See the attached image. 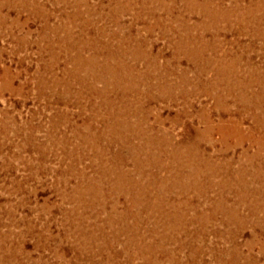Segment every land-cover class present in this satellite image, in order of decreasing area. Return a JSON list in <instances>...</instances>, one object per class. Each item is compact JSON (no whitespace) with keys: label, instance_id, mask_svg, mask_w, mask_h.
Instances as JSON below:
<instances>
[{"label":"rangeland","instance_id":"obj_1","mask_svg":"<svg viewBox=\"0 0 264 264\" xmlns=\"http://www.w3.org/2000/svg\"><path fill=\"white\" fill-rule=\"evenodd\" d=\"M205 1L0 0V264H264V205L252 202L251 197L245 204L239 203L238 194L226 188L223 189L226 200L219 202L217 186L204 189L206 193L198 192L199 185L208 182L202 172L190 176L195 185L185 192L179 186L166 185L169 189L158 194L161 183L173 185L187 181L189 176L169 173L166 168L171 157L165 155L156 160L141 155V172L136 171L132 160L111 157L120 141L98 138L104 126L101 119L107 116L105 106L100 105L106 99L115 110L120 109V104L126 103L122 91L110 88L105 96L99 95L94 87L101 89L103 83L83 71L77 77L74 74L76 49H84V56L88 57L91 54L88 48L101 47L105 42L118 47L121 38L141 41L139 51L143 55L125 58L136 73L144 69L152 71L170 61L175 69L170 75L172 80L177 81L181 71L194 80L197 67L207 58L220 56L226 63L233 62V67L239 69L236 78L247 86L245 98L252 101L258 96L259 108L244 109L234 100L236 91L226 98L225 106L229 103L226 107L217 109L216 99L200 90L176 102L143 97L144 101L137 105L143 106L147 114L150 111L144 125L153 129L147 134L155 135L157 130L168 133L164 144L169 143V135L175 143L193 141L196 131L205 129L202 114L206 113L214 129L207 135V141L198 142L200 149L210 153L213 162L222 165L225 159H231L229 167L238 166L245 149L253 153L264 145V0H208L209 9L196 6ZM241 16L244 22L238 21ZM177 17L183 19L180 23H185L188 31L192 30L193 40L203 34L204 40L217 50L207 48L201 56L194 49L202 43L195 42L181 52L175 51L176 31L181 29ZM175 52L177 58L171 57ZM187 52L193 53L191 57L187 58ZM244 72L250 73L246 76ZM214 77L213 70H208L197 79L212 81ZM155 90L150 91L154 96ZM130 98L133 100L134 96ZM137 105L132 103V113H136ZM255 115L260 116V122L254 120ZM229 116L245 136L242 146L235 145L237 131H230L226 135L231 137L225 140L214 126L220 118L226 120ZM132 142L140 141L132 139ZM225 146L229 147L222 157ZM146 149L150 156L158 151L153 145ZM261 155L264 162V147ZM120 169L132 181L134 178V185L125 183L126 187L116 193L110 186L117 180ZM248 174L244 179L250 182ZM152 175L153 184L149 183ZM226 177L225 173H218L210 180L218 182ZM136 193L142 201L133 204L130 197ZM160 195L164 199L162 209L157 206ZM155 199L156 207L150 204ZM215 200L219 206L214 204ZM160 237L165 240L163 246L169 249V254L168 250L161 252L157 248Z\"/></svg>","mask_w":264,"mask_h":264},{"label":"bare ground","instance_id":"obj_2","mask_svg":"<svg viewBox=\"0 0 264 264\" xmlns=\"http://www.w3.org/2000/svg\"><path fill=\"white\" fill-rule=\"evenodd\" d=\"M150 1V0H149ZM192 0H190L191 2ZM123 2V0H122ZM183 2V0H182ZM195 2V0H194ZM197 2V0H196ZM202 2V0H201ZM125 3V2H124ZM162 3V2H161ZM165 3V2H164ZM208 0L200 3L199 5H196L197 7H201L204 9H209V4H208ZM215 3V2H214ZM226 3V2H225ZM116 4V3H115ZM122 4V3H121ZM128 4V2H127ZM173 4V3H172ZM182 4V3H181ZM187 4V3H186ZM194 4V3H193ZM261 4V3H260ZM131 5V4H130ZM160 6V4H158ZM171 5V4H170ZM229 5V4H228ZM263 5V4H262ZM26 6V5H25ZM77 6V5H76ZM117 6H119L117 4ZM116 6V7H117ZM158 6V7H159ZM193 6V5H191ZM194 7V6H193ZM263 7V6H262ZM114 8V6H113ZM160 8V7H159ZM165 8V7H164ZM188 8V7H187ZM192 8V7H191ZM224 8V7H223ZM248 8V7H247ZM258 8V7H257ZM126 9V8H125ZM170 9V8H169ZM172 9V8H171ZM203 9V10H204ZM254 9V8H253ZM40 10V9H39ZM119 10V9H118ZM178 10V9H177ZM181 10V9H180ZM185 10V9H183ZM202 10V9H201ZM200 10V11H201ZM202 10V11H203ZM262 10V9H261ZM264 10V9H263ZM123 11V10H122ZM188 11V10H187ZM186 11V12H187ZM199 11V9H198ZM211 11V10H210ZM209 11V12H210ZM112 12V11H111ZM119 12V11H118ZM169 12V11H168ZM185 12V11H184ZM196 12V10H195ZM117 13V12H115ZM182 13V12H181ZM211 13V12H210ZM213 13V11H212ZM217 13V12H216ZM250 13V12H249ZM118 14V13H117ZM188 14V13H187ZM222 14V13H221ZM119 15V14H118ZM179 15V14H178ZM183 15V14H182ZM117 16V15H116ZM211 16V15H210ZM250 16V15H249ZM183 17V16H182ZM184 18V17H183ZM174 20V19H173ZM175 20L182 22L183 23V19L181 17H177L175 18ZM174 20V21H175ZM73 21V20H72ZM238 21H245L244 18L241 16L240 18H238ZM205 22V21H204ZM180 23V30L176 31L177 33V39L174 42V46L177 50V52H181L183 47H188L191 44H194L195 42L198 43H202L199 44V46L194 49L197 53H199L201 56L202 54H205V51L207 50V48H210L213 51H216V46L214 45H210L208 44V42H206L204 40V35L202 34L201 36L199 35V38H196L197 40H193L192 38V34H190V32L192 31H188L189 29L184 25ZM199 23V22H197ZM203 23V22H202ZM64 25V24H63ZM200 25V24H199ZM204 25V24H203ZM206 25V24H205ZM240 25V24H238ZM119 26V25H118ZM197 26V25H194ZM208 26V25H207ZM213 26V25H212ZM22 27V26H20ZM177 27V25H176ZM179 27V26H178ZM200 27V26H199ZM94 28V27H93ZM210 28V27H209ZM97 29V28H96ZM176 29V28H175ZM196 29V28H195ZM206 29V28H205ZM170 30V29H169ZM173 31V28L171 29ZM194 30V29H193ZM95 31V30H94ZM216 31V29H215ZM244 31V30H243ZM259 31V30H258ZM43 32V31H42ZM103 32V31H102ZM208 32V31H207ZM87 33V32H86ZM101 33V32H100ZM195 33V32H194ZM255 33V32H254ZM89 34V33H88ZM96 34V33H95ZM93 34V35H95ZM98 34V33H97ZM262 34V33H261ZM71 35V34H70ZM100 35V34H99ZM114 35V33H113ZM112 35V37H113ZM189 35V36H188ZM75 36V35H74ZM73 36V37H74ZM176 36V35H175ZM92 37V36H90ZM110 37V36H109ZM119 37V36H118ZM137 37V36H136ZM190 37V38H189ZM192 37V38H191ZM50 38V37H49ZM78 38V37H77ZM83 38V37H82ZM86 38V37H85ZM94 38V37H93ZM115 38V37H114ZM264 38V37H262ZM68 39V38H67ZM75 39V38H74ZM79 39V38H78ZM96 39V38H95ZM104 39V38H103ZM64 39H62L63 41ZM72 40V39H71ZM90 40V39H89ZM92 40V39H91ZM117 40V39H116ZM70 41V40H69ZM74 41V40H73ZM211 41V40H210ZM72 42V41H71ZM76 42V41H75ZM102 42V41H101ZM110 42V41H109ZM69 43V42H68ZM99 43V42H98ZM212 43V42H211ZM85 44V43H83ZM88 45V44H87ZM102 45V44H101ZM142 45L141 41L136 39V40H122L118 39V47H112L111 43L110 44H105L101 47H98V45L94 46L93 48H88L89 50H91V54H89L88 57L84 56V49H76V53L73 54L74 57V61L76 64V68H74V74L77 75H81L79 74L81 71H83V73H86V75L89 76L92 75L96 81H99L101 83H103V86L101 89H97L96 87H94V91L96 93H98L99 95H103L105 96V93H107L106 91L109 90L111 88L112 91H122V96L125 99L126 103H121L120 104V109L115 110L114 105L111 104L109 101H107L106 99H103L102 104L100 105V107L105 106L106 108V114L107 116L104 117L103 119H101L103 126V129L100 130V134L98 138H104V139H108L109 141H114V139L120 141L119 144H116L117 149L116 151H113L112 153H110L111 151V146H107V152L111 154V157L113 158H118L119 161L124 160V159H130L133 161L136 171L137 172H141L142 171V157L146 158L149 157L151 159H158L157 157H161V155H165V156H169L171 157L170 160V164H169V173L174 172V174L177 175H181V173H186V175L189 176V179L185 182H181V183H177L174 182L173 185L165 182V183H161L160 186L158 187V194L159 193H164L166 192V189L169 188H175L177 186L181 187L182 192H185V190H187L189 187L194 186L195 182L191 181L190 176L193 175H199L201 172L202 174L206 175V177L208 178V182L206 185H199L200 190H198V192L202 193L205 190L204 189H212L214 186H217L219 188V197L220 200L219 202L224 201L225 197L223 195L224 192V188L228 189L229 191L238 194L237 196V201L239 203H246V199H248V197L252 198V202L256 203L257 205H264V162L262 161V155H261V151L262 148L264 147V145H259V150L253 152V153H249L247 149H245L241 156L238 159V166L236 167H229L231 166V159H225L224 163L221 165L220 163L217 162H213V156H211L210 153H207L204 151V149H200V145L198 144V142H202L204 140H206L207 135L212 132L213 125H212V120L209 119V116L207 117V114H202V119L205 121L206 125H205V129L203 130H197L196 131V135L195 137L192 139L193 141L190 142H183V143H175L174 141H172L171 139V135H169V143H163V139L164 137L168 134V133H164L161 130H157V132H155V135L153 134H147L148 131H150L149 129H153L151 127V125H147L145 126L144 124L146 123L147 117L149 116V112L148 114L144 112V108H142L141 106L137 105V104H141L142 101H144L143 97H145L147 100H151V99H158V98H163L164 100H167L168 102H176L179 98H184L186 96H188V94H194L196 93L198 90H200L202 93L208 94L213 96L215 99V104L217 109L218 108H224L225 106V102H226V98L228 97V95L231 96V94L233 92H238V95L234 98V100L236 102H238L239 104H241L244 109H246L248 106L250 107H254V108H259L260 106L259 104V97H255L252 101H249L248 99L245 98L244 96V91H245V87L242 85V81L243 80H238L236 77L238 75V68L237 67H233V62L230 63H226V59L222 58V57H215L213 58H207L206 61H204V64H200L197 67L196 70V75L197 78L199 76H203L208 70H213L215 77L213 78L214 80L212 81H208V80H199V79H194V80H190L188 79L187 75L184 73V71H181L182 73L177 77V81L176 80H172L170 78V75H173L174 72V68L171 67L170 61H168L167 65H163L159 67L157 66V68H153L152 71L151 70H146V71H139V73H136V70L134 68L133 65H129L125 62V58L127 56H131L133 58L138 57V55L142 54L139 51V46ZM172 45V44H171ZM177 45V46H176ZM71 46V45H70ZM77 46V45H75ZM90 46V45H89ZM88 47V46H87ZM91 47V46H90ZM69 48V46H68ZM85 49L86 46H84ZM143 48V47H142ZM71 49V48H70ZM74 49V48H73ZM145 49V48H144ZM56 50V49H55ZM69 50V49H68ZM141 50V49H140ZM191 50V49H190ZM74 51V50H73ZM142 51V50H141ZM149 51V50H148ZM184 51V50H183ZM188 51V50H187ZM193 51V53L195 52ZM209 51V50H208ZM150 53V52H149ZM184 53V52H183ZM193 53H188L187 52V58L191 54ZM54 54V53H53ZM154 54V53H153ZM179 54V53H178ZM87 55V54H86ZM143 55V54H142ZM146 55V54H145ZM195 55V54H194ZM198 55V54H197ZM214 55V54H213ZM216 55V54H215ZM214 55V56H215ZM225 55V54H224ZM54 56V55H53ZM200 56V57H201ZM209 56V55H208ZM150 57V56H148ZM155 57V56H154ZM171 57L177 58V53H173ZM183 57V54H182ZM130 58V57H129ZM132 58V59H133ZM140 58V57H139ZM184 58V57H183ZM194 58V57H192ZM227 58V57H226ZM128 59V58H127ZM145 59H147L145 57ZM155 59V58H154ZM247 59V58H246ZM141 60V59H140ZM178 60V59H176ZM190 60V58H189ZM196 60V59H195ZM198 60V59H197ZM202 60V59H201ZM205 60V59H204ZM235 60V59H234ZM156 61V60H155ZM138 62V61H137ZM143 62V61H142ZM149 62V61H148ZM196 62V61H195ZM135 63V62H134ZM133 64V63H132ZM147 64V61H146ZM152 64V63H151ZM195 64V63H194ZM67 66V65H66ZM136 66V64H135ZM155 66V65H154ZM150 67V66H149ZM137 68V67H136ZM238 69V70H237ZM69 71V70H68ZM49 72V71H48ZM254 72V71H253ZM250 73V72H249ZM249 73L244 72V75L248 76ZM213 74V73H212ZM85 75V74H84ZM241 76V75H240ZM243 76V75H242ZM81 77V76H80ZM79 77V78H80ZM149 77H151L153 80L149 79ZM233 77H235V80H233ZM244 77V76H243ZM253 77V76H252ZM251 77V78H252ZM45 79V78H44ZM81 80L82 77L80 78ZM192 79V78H191ZM242 79V78H241ZM245 79V78H243ZM253 79V78H252ZM258 79V78H257ZM74 80V79H73ZM249 80V79H248ZM260 80V79H259ZM95 81V82H96ZM146 81V82H145ZM208 81V82H207ZM56 82V81H55ZM149 82V83H148ZM246 82V81H245ZM255 82V81H254ZM249 83V82H248ZM85 84V81H84ZM95 84V83H94ZM148 84V85H147ZM191 84V85H190ZM244 84V82H243ZM186 85H190L189 89L186 88ZM222 85V86H221ZM248 85V84H247ZM88 86V84L86 85ZM82 87V86H81ZM72 88V87H71ZM87 88V87H85ZM252 88V87H251ZM155 90L156 94L155 96L150 93L151 90ZM88 90V89H87ZM92 90V89H91ZM248 90V89H247ZM222 92V93H219ZM200 93V92H199ZM259 95L260 93L257 92ZM111 94V93H110ZM108 94V95H110ZM121 94V93H120ZM247 94V93H246ZM113 96V95H112ZM115 96V95H114ZM130 96H134V99L132 100L130 98ZM250 96V95H249ZM255 96V95H254ZM231 97V98H232ZM252 97V96H251ZM104 98V97H103ZM102 100V99H101ZM110 100V99H109ZM117 100V99H116ZM121 100V98H120ZM183 100V99H181ZM248 100V101H247ZM251 100V98H250ZM166 101V102H167ZM113 102V101H112ZM135 103L136 108H134L136 110V113L138 112V116L135 112H131L132 109V103ZM185 105L187 104V102H184ZM227 103V102H226ZM144 104V103H143ZM229 104V103H228ZM227 104V105H228ZM116 105V104H115ZM226 105V106H227ZM225 106V107H226ZM134 107V106H133ZM235 107V106H234ZM131 108V109H130ZM253 109V108H252ZM185 110V109H184ZM248 110V109H247ZM250 110V109H249ZM146 111V110H145ZM148 111V110H147ZM228 111V110H227ZM159 112V111H158ZM204 113V112H203ZM151 114V113H150ZM181 114H183L181 112ZM244 114V113H243ZM264 114V113H263ZM178 115V114H177ZM264 116V115H263ZM178 117V116H176ZM260 117V116H259ZM259 117L257 115H255V119L258 122H260L258 119ZM160 118V117H158ZM158 118H155V121H157L158 123L162 122L160 121ZM177 121V119L173 118V121ZM232 120L231 117L229 116V119H222L220 118L217 122V124H214V126L216 125L219 130L223 133V137L225 140L227 138L226 135L228 134L230 131L232 133L233 130L237 131V135L238 138L236 140L235 145L236 146H242L243 144V140L245 137L243 135V133L240 131V129H238L239 125H233L232 124ZM172 121V122H173ZM53 122V121H52ZM235 122V121H234ZM175 123V122H174ZM173 123V124H174ZM263 124V123H262ZM258 125V123H257ZM261 127V126H260ZM87 129H91L92 127H89L86 125ZM73 129V128H72ZM95 129V128H94ZM97 129V128H96ZM93 130V129H91ZM98 130V129H97ZM216 130V129H215ZM262 130V129H261ZM78 131V130H77ZM167 131V130H166ZM88 132V131H87ZM154 132V131H153ZM158 132L161 133L160 136H158ZM219 132V131H218ZM89 133V132H88ZM95 133V132H94ZM97 133V132H96ZM157 134V135H156ZM78 135V134H77ZM222 135V134H221ZM247 135V134H246ZM98 136V135H97ZM95 135H92V137H97ZM158 136V137H157ZM163 136V137H162ZM234 136V135H233ZM28 137V136H27ZM88 137V136H87ZM231 137V136H229ZM247 137V136H246ZM49 138V137H48ZM89 138V137H88ZM212 138V137H211ZM255 138V137H254ZM262 138V137H261ZM132 139H137V141L139 140V143H131ZM252 139V138H251ZM88 140V139H87ZM166 140V139H165ZM195 140H197V143H195ZM210 140V139H209ZM254 140V139H253ZM263 140V139H262ZM85 141V140H84ZM99 141V140H98ZM105 141V140H104ZM108 141V142H109ZM166 141V142H168ZM182 141V140H181ZM207 141V140H206ZM264 141V140H263ZM110 142V143H111ZM117 142V141H115ZM142 142H144V144H142ZM88 143V142H87ZM94 143V142H93ZM36 144V143H35ZM103 144V143H102ZM114 144V143H113ZM149 144V145H148ZM201 144V143H200ZM34 145V144H33ZM96 145V144H95ZM107 145V144H104ZM154 146L158 149V151L156 153H153L150 156V152L146 149V148H150L151 146ZM212 145V144H211ZM234 145V144H233ZM232 145V146H233ZM93 146V144H92ZM230 146V145H229ZM229 146H225L226 150H223L221 152L222 157L223 155L226 154L228 147ZM102 148V146H100ZM113 147V146H112ZM97 148H99L97 146ZM95 150V149H93ZM106 150V149H105ZM97 152V151H96ZM102 152V151H101ZM105 153V152H104ZM96 154V153H95ZM98 154V153H97ZM103 154V153H102ZM263 154V153H262ZM141 155H143L142 157H140ZM110 157V158H111ZM156 158V159H155ZM169 160V159H168ZM153 161V160H151ZM124 163V162H123ZM162 165V164H161ZM167 166V164H166ZM114 167V166H113ZM117 167V166H116ZM164 167V166H163ZM134 168V169H135ZM165 168V167H164ZM114 170V169H113ZM144 170V169H143ZM97 172V171H96ZM100 172V171H99ZM108 172V171H107ZM124 170L120 169V172L117 175V180L112 183L111 181V186L110 189L121 192V190L124 188V186L126 184H128L129 186H133L134 183V178L133 181L130 178V176H126L127 172H125ZM149 172V171H148ZM218 173H225V177L226 179H220L218 182H213L212 180H210L212 175H216ZM250 173L251 174V178L252 179L250 182L248 180L245 181L246 179H244L247 174ZM105 171H103L101 178L102 180L106 179L105 178ZM173 174V175H174ZM110 175L112 177L113 176L111 173ZM116 175V174H115ZM201 175V174H200ZM249 175V174H248ZM153 176V175H152ZM175 176V175H174ZM186 176V177H188ZM107 177V176H106ZM111 177V178H112ZM149 177V176H148ZM155 176L151 177V184L155 183ZM159 177V176H158ZM174 178V177H173ZM223 178V177H222ZM101 180V181H102ZM210 180V181H209ZM100 181V180H99ZM140 181V180H139ZM160 181V180H159ZM162 181V180H161ZM169 181H171L169 179ZM97 182V181H96ZM136 182V181H135ZM141 182V181H140ZM179 182V181H178ZM187 182V183H186ZM126 183V184H125ZM148 183V184H149ZM206 183V182H204ZM103 184V183H102ZM136 184V183H135ZM138 184V183H137ZM140 184V183H139ZM142 184V183H141ZM177 184V185H176ZM98 185V184H97ZM104 185V184H103ZM109 185V184H108ZM166 185L169 187L167 188ZM81 186V185H80ZM107 186V185H106ZM140 186V185H139ZM143 186V185H142ZM141 186V188H142ZM99 187V186H98ZM97 187V188H98ZM102 187V185H101ZM126 187V186H125ZM197 187V186H196ZM146 188V187H144ZM193 188V187H192ZM132 189V188H131ZM196 189V188H195ZM203 189V190H201ZM100 190V189H99ZM137 190V189H136ZM109 191V190H108ZM126 191V190H125ZM94 192V191H93ZM123 192V191H122ZM137 192V191H136ZM145 192V191H144ZM143 192V193H144ZM210 192V191H209ZM103 193V192H102ZM111 193V191H110ZM130 194H132L131 192H129ZM206 193V191L204 192ZM203 193V194H204ZM128 194V193H126ZM139 194V193H138ZM138 194H133L130 197V200L133 204H138L140 197L138 196ZM155 194V193H154ZM153 194V195H154ZM99 195V194H98ZM102 195V194H101ZM205 195V194H204ZM145 196V195H144ZM166 196V195H164ZM92 197V196H91ZM145 198V197H143ZM250 198V199H251ZM128 199V198H127ZM147 199V198H146ZM158 200V204L157 206L159 207V209H162L163 207L161 206V204L164 202L163 196L161 197V195L157 198ZM226 200V199H225ZM249 200V199H248ZM142 200H140L141 202ZM216 201V200H215ZM214 201V204L218 205L219 203L216 201ZM167 202V199H166ZM131 203V204H132ZM157 203L156 199L154 201H152V203ZM213 203V202H212ZM93 204V203H92ZM104 204V203H103ZM114 204V203H113ZM173 204V203H171ZM170 204V205H171ZM179 204V203H178ZM184 205L187 204V202L185 201L183 203ZM249 204H251L249 202ZM88 205V204H87ZM141 205V204H140ZM164 205V204H163ZM169 205V206H170ZM182 205V204H181ZM94 206V205H93ZM99 206V205H97ZM143 206V205H142ZM152 206H155V204H153ZM177 206V204H176ZM219 206V205H218ZM89 207V206H88ZM156 207V206H155ZM111 208V207H110ZM139 208V207H137ZM135 208V209H137ZM142 208V207H141ZM147 208V207H146ZM152 208V207H151ZM166 208V207H165ZM167 209V208H166ZM174 209V208H173ZM252 209V208H249ZM126 210V209H125ZM115 211V210H114ZM123 211V210H122ZM147 211V210H146ZM150 211V210H149ZM162 211V210H161ZM252 211V210H251ZM128 212V211H127ZM130 212V211H129ZM140 212V211H139ZM156 212V211H155ZM153 212V213H155ZM172 212V211H171ZM180 211H178L179 213ZM236 212V211H234ZM152 213V215H153ZM168 213V211H167ZM232 213V212H231ZM255 213V212H254ZM115 214V213H113ZM126 213H124L123 215H125ZM129 214V213H128ZM138 214V213H137ZM169 214V213H168ZM213 214V213H212ZM118 215V213L116 214ZM122 215V216H123ZM142 215V214H141ZM173 214H171L170 217H172ZM251 215V214H250ZM166 216V215H165ZM116 217V216H115ZM120 217V216H118ZM174 217V216H173ZM136 218V217H135ZM149 218V217H148ZM147 218V219H148ZM237 219H241L236 217ZM243 218V217H242ZM121 218H119L120 220ZM129 219V217H128ZM151 219V218H150ZM156 219V218H155ZM248 219V218H247ZM135 220V219H134ZM235 220V219H234ZM244 220V219H243ZM108 221V220H106ZM136 221V220H135ZM111 222V221H110ZM159 221H157L158 223ZM238 222V221H237ZM262 222V221H261ZM108 223V222H107ZM131 223V222H130ZM138 223V222H137ZM239 223V222H238ZM126 224V223H125ZM133 224V223H132ZM261 224V223H258ZM110 225V223H109ZM73 226V225H72ZM136 226V225H135ZM153 226V225H152ZM240 226V224H239ZM262 226V225H261ZM124 227V226H123ZM138 227V226H137ZM156 227V226H155ZM177 227V226H176ZM132 228V227H131ZM157 228V227H156ZM121 229V228H120ZM123 229V228H122ZM147 229V228H146ZM145 229V230H146ZM167 229V228H166ZM79 230H81L79 228ZM128 230V229H127ZM129 230H131L129 228ZM133 230V229H132ZM159 231V230H158ZM103 232V230H102ZM105 232V231H104ZM129 232V231H128ZM222 232V231H221ZM80 233V231H79ZM83 233V232H82ZM81 233V234H82ZM116 233V232H115ZM124 233V232H123ZM153 233V232H152ZM151 234V233H149ZM163 234V233H162ZM167 234V233H165ZM80 235V234H79ZM107 235V234H105ZM127 235V234H126ZM140 235V234H139ZM142 235V234H141ZM152 235V234H151ZM81 236V235H80ZM87 236V235H86ZM92 236V235H91ZM111 236V235H110ZM129 236V235H128ZM145 236V234L143 235ZM232 236V235H231ZM117 237V235H116ZM166 237V236H165ZM164 237V238H165ZM80 238V237H79ZM87 238V237H86ZM105 238V237H104ZM115 238V237H114ZM140 238V237H139ZM143 238V237H142ZM147 238V237H146ZM191 238V237H190ZM85 239V238H84ZM102 239V238H101ZM112 240V239H111ZM128 240V239H127ZM132 240V239H131ZM134 240V238H133ZM141 240V239H140ZM168 240V239H167ZM175 240V239H174ZM103 241V240H101ZM165 240L163 239V237H160V242L156 245H158V249L161 252H167L166 250H168L167 254H169V249H165L166 247L163 246V242ZM173 241V240H172ZM193 241V240H192ZM82 242V241H81ZM130 242V239H129ZM128 242V243H129ZM146 242V241H145ZM98 243V242H96ZM127 243V242H126ZM127 243V244H128ZM133 243V242H132ZM152 243V242H151ZM165 243V242H164ZM144 244V243H143ZM252 244V243H251ZM83 245V244H82ZM92 245V244H91ZM90 245V246H91ZM99 245V244H97ZM134 245V244H133ZM132 245V246H133ZM155 245V246H156ZM166 245V244H165ZM169 245V244H168ZM111 246V245H110ZM151 246V245H149ZM93 247V246H92ZM127 247V246H126ZM129 247V246H128ZM127 247V249H128ZM147 247V246H146ZM153 247V246H152ZM91 248V247H90ZM110 248V247H109ZM154 248V247H153ZM152 248V250H153ZM6 249V248H5ZM81 249V247H80ZM100 249V248H99ZM108 249V248H107ZM131 249V248H130ZM146 249V248H145ZM147 249H149V247H147ZM151 249V248H150ZM83 250V249H82ZM94 250V249H93ZM98 250V249H97ZM126 250V249H125ZM248 250V249H247ZM101 251V250H100ZM135 251V250H134ZM141 251V250H139ZM138 251V252H139ZM157 251V249H156ZM94 252V251H93ZM219 252V251H218ZM128 253V251H127ZM192 253V252H191ZM236 253V252H234ZM99 254V253H98ZM223 254V253H222ZM191 255V254H190ZM133 256V255H132ZM176 257V256H175ZM147 258V257H146ZM239 258V257H238ZM220 259V258H219ZM170 260V259H169ZM174 260V259H173ZM226 261V260H225ZM245 261V260H244ZM155 262V261H154ZM32 263V262H31ZM104 263V262H103ZM152 263V262H151ZM201 264V263H200ZM218 264V263H217Z\"/></svg>","mask_w":264,"mask_h":264}]
</instances>
